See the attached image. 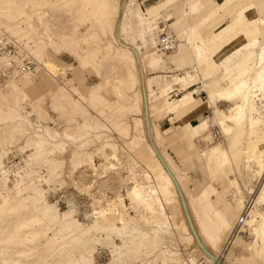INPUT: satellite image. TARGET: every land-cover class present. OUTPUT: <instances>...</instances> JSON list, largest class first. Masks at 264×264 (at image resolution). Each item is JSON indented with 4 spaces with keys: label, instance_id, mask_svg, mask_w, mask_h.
I'll list each match as a JSON object with an SVG mask.
<instances>
[{
    "label": "bare ground",
    "instance_id": "obj_1",
    "mask_svg": "<svg viewBox=\"0 0 264 264\" xmlns=\"http://www.w3.org/2000/svg\"><path fill=\"white\" fill-rule=\"evenodd\" d=\"M168 1L170 0H164L165 3ZM38 4H40L38 7L44 8L45 6H67L73 11L72 16L79 24H87L85 27L87 31L89 30L85 33L79 32L76 28L73 33L72 31L61 33L55 39L52 31L44 32L41 41L45 40L46 44L54 49L62 47L69 53L78 52L77 66L74 67L77 71L86 68L96 71L94 65L98 61H103L105 66L100 81L88 86L86 90L83 85H80V88L73 86L62 88L56 84L53 78L57 80L56 76L58 74L62 76L64 72L52 62L49 63L51 69L49 65L45 69L47 74L39 76V80L35 81L28 74L33 73L34 68L21 71L17 68L18 64L10 61L7 62H10L7 66L2 65L3 58L8 57V53H4L2 60L0 59V66L2 65L4 71L9 66L13 68L12 72L6 71L7 74L24 73L16 79H10L7 90L0 93V160L11 151L10 148L15 146L22 155L26 151L29 152L20 166L11 169V172L18 178L15 179L17 181L7 176L9 169H5L6 167L4 168L0 161V174L2 175L0 177L2 184L0 188V218L2 217L0 264H35L27 258L25 261L22 260L33 250L48 253L51 257H58L54 264H88L89 261H93L95 244L101 243L110 235L118 237L121 245H116L110 239L108 243L116 250V253L113 256L112 248H110L111 259L106 264L125 263L131 254L135 257L144 255L143 264H155L154 259L156 258L164 263L168 262L166 264H193L194 256L197 255L209 264H241L242 262L264 264V256H261V252L264 251V234L259 232L261 225L264 224V198H262L264 171L261 169V162L264 161V114L261 115L254 104V98L258 96V99L264 103V91H261L259 84V74L264 71L261 53L259 66L254 69L251 76L236 77L230 81L231 85L228 90H216L220 98L232 101L223 113L221 121L217 122L211 117V123L217 122L222 137L228 141V144H220V149L217 150L213 162L209 164L205 173L208 182L203 189H199L196 182L194 185H187L185 170L189 168V164H183V168H178L182 171L178 173L158 148L156 138L161 137L166 129L162 126L158 129L150 122L148 104L153 92L150 90V81L145 79L144 73L145 66L158 62L162 55H153V51L147 49L148 54L141 56L138 45L133 42L135 37L122 30V25L129 12L136 16L135 0L128 4L126 0H0V16L15 23L12 26L6 25V27L16 33V37L23 38L29 35L25 27L18 26L22 23L25 25L24 19L29 17L24 8L34 9ZM9 5L11 7H7ZM255 5L257 4H254V10L260 18L256 22L264 21V12L258 5ZM153 6L148 10V16H138L141 24H147V26L152 24L147 18L149 19ZM241 12L244 13L243 10ZM35 15L37 16L36 21L44 24L47 22V12H36ZM256 22H250L246 26L254 27ZM149 28H147L148 31ZM176 39L174 33L167 31L157 36L155 40L157 45H155L154 38L152 41L155 48L158 47L159 52L164 54L175 48ZM143 42L146 43V40L143 39ZM35 43L29 49L32 54L37 55L40 47ZM182 46L189 53L188 48L192 46V40L188 34L185 42L179 44L178 53ZM196 57L194 51V58ZM63 64L70 67L65 62ZM207 66L208 62L201 64V72L207 70ZM109 70H115L114 75ZM187 79H192L188 73L162 84L155 81V91L164 94L170 89L173 80L186 82ZM240 85H245V87L242 93L237 94L236 90ZM40 88L46 89L52 99L50 104L52 110L58 107L60 101L67 104L71 112L80 110L82 106L79 100H81L98 105L100 116L103 115L102 111L105 109L113 111L114 114L111 118L105 117L103 122L99 121L94 124L83 120L81 123H76L71 132L67 131L65 136H72V144L74 139L80 140L76 147L70 150L66 171H63L65 160L54 158L55 153L65 151L63 146L66 142L58 140L59 135L51 134L49 131L51 127L48 125L31 123L27 115L19 112L22 98H28L31 101L34 98L35 102L30 103L32 109H36L39 117L43 115L36 104L41 93L33 95V92ZM102 88L108 90L111 98L102 94ZM79 89L82 90L79 97L73 99L71 92L77 94ZM211 92L209 91L208 94ZM245 97H247L246 100ZM170 104L176 110L175 118L179 122L184 120L185 115L198 114L203 108H209V101L205 99L186 98L182 105L173 101ZM122 117L126 120L124 121ZM244 120H246V132L243 141H247L240 148L237 146L235 136L231 133L233 128H239ZM184 123L183 131L187 139V149L199 155L206 149V144L201 140L191 141V137L198 134V124L186 120ZM201 124L206 125L204 122ZM218 128L216 126L209 128L213 140H218L220 137ZM111 130L116 131L117 136H112ZM257 130H259V135L255 133ZM88 131H90L89 135ZM118 136L121 140L123 138V143L115 141ZM94 142H96L95 150L102 154L103 165L106 169H116L118 164H122L120 153L123 150L133 149L126 160L128 175L123 181L126 184L124 190L125 198L129 200L128 207L138 216L140 226H129L132 217L128 215L124 198L119 193L115 198L105 199L104 204H100L99 209L93 211V218L86 224L80 223L75 218L76 207L73 202L71 206L68 202L66 209L59 210L55 204L44 201L45 190L41 188L40 182L43 181L49 187L53 184L63 187L68 183L76 186L73 175L82 166L93 165L90 156L92 151L85 146L94 144ZM234 156L240 160L248 157L253 162L255 176L259 182L256 190L251 186V191L247 192L238 182L236 169L233 166ZM38 160L45 164L44 175H40L33 169ZM238 171H240L239 168ZM211 180H216L217 186L211 183ZM174 181L180 189L196 235L205 249L214 258L219 259L220 263L207 256L196 243L188 226ZM127 185L131 187L127 188ZM245 192L250 200V206L247 217L242 218L245 225L244 232L229 238L245 207ZM253 194L254 197H252ZM165 205L169 208L167 211ZM234 217L236 219L233 224ZM230 223L233 226H230ZM228 230L222 248L219 250L223 234ZM47 231H50V236H47ZM250 233L253 236L252 240L243 239ZM41 234L45 235L43 245L40 248L31 245ZM175 234L184 241L185 250H182L184 253L169 246L170 239ZM102 235H105V238ZM60 240H65V242L59 246L57 243ZM9 243L23 248L16 250L12 257L7 253L6 244ZM237 247L243 253L240 255L234 253L236 258L234 261L231 254L233 255Z\"/></svg>",
    "mask_w": 264,
    "mask_h": 264
},
{
    "label": "rangeland",
    "instance_id": "obj_2",
    "mask_svg": "<svg viewBox=\"0 0 264 264\" xmlns=\"http://www.w3.org/2000/svg\"><path fill=\"white\" fill-rule=\"evenodd\" d=\"M133 1V0H126L127 4L128 2ZM178 1L180 0H170L167 3L164 2V0H135V6H137V9L135 11V15L133 13L129 12L128 16L126 17V20L124 21V24L122 25V30L124 33L132 34L135 39L134 43H136L140 47V51L143 54V56H146L148 54V50L153 51V55H159L161 54V58L163 59L164 63L166 65L173 64V67L167 71L165 74L167 75H178V76H184L187 72L191 75H193V65L191 61H188V57L190 54L187 53L186 49L181 47V51L178 53L177 50L180 48L179 44H182L185 42V37L186 35H179V33L184 32L186 30V26H181V25H173V24H168L167 22L165 23L164 20L161 23H158L159 20H162L161 17L165 16L168 14V12L171 13H177L178 8L175 9L174 6L178 4ZM219 5L223 6L224 1L228 0H215ZM223 1V2H222ZM255 1V0H254ZM259 1V0H258ZM250 3H253V0H251ZM126 4V6H127ZM40 4L35 5V8H24V11L29 15L28 19L25 20V25L18 24L20 28H26L25 30L29 33V37H23V38H18L16 37L17 34L13 33V31L8 30L6 25L12 26L15 23L8 21L4 19L3 17L0 16V39L2 37H6V39H2L3 42H7V39L11 37L13 39L14 45L18 48L15 50L13 54H9L8 57L3 58L4 53L0 54V59H4L2 61V65L7 66L10 62H13L14 64H18L23 59H27L28 61L33 62L34 65V72L28 73L30 76L35 80H39V76H43L46 73V67L49 65L50 62L54 63L58 68H61V70L64 72L62 76H59L58 74L56 76L57 80L55 78L54 81L56 84H58L62 88H68L69 86L73 87H78L80 85H83L84 89H88V86H91L97 82L100 81L101 74H103V69H104V62H97L94 65V69L91 68H86V69H81L78 71L75 70V66H77V61H76V53H69L65 48L58 47L56 49L49 47L45 40L41 41V37L44 34V32H50L52 31L54 35L53 38H57L58 34L61 33H69L72 31L74 32V29L77 28V30L80 32H88L87 31V24L85 25H80L79 22L72 16L73 11H71L70 8L67 6H45L44 7H38ZM154 5V6H153ZM158 5V6H157ZM174 5V6H173ZM152 8V12H150V17L147 20L150 21L151 24V31H148L145 26L147 24H141L139 21L138 16H148V10ZM177 6V5H176ZM38 7V8H37ZM174 8V9H173ZM70 9V10H69ZM240 11L242 9H238L237 12H233L232 17H238L240 15ZM41 13V12H47V22L44 24L40 21H36L37 16L35 13ZM83 13H81L82 15ZM42 15V14H41ZM235 15V16H234ZM36 16V17H35ZM157 18L155 21L157 24H155L154 19ZM38 20V19H37ZM76 21V22H75ZM146 21V22H149ZM153 21V22H152ZM78 22V24H77ZM76 26V27H75ZM86 26V27H85ZM183 27V28H182ZM175 31L176 34V46L172 51L165 52L164 54L159 52L158 47L155 48L152 39L154 38V41L157 40V36L164 34L165 32L169 31ZM257 30H261L262 32L264 31V23H261V25L254 26L253 32H257ZM77 31V32H78ZM259 32V31H258ZM28 37V38H27ZM27 38V39H25ZM143 39L146 40V43H143ZM196 39V38H195ZM254 40L247 42H243V40L240 41H233V42H221L222 47L218 48L220 49L219 55L221 59H224L226 61L223 65V67H220V70L216 67H214L215 71H211L209 73H199L202 76L204 84L211 83L213 80H215V85L219 87H224L229 83V81H232L234 78L246 75V76H251L254 69H256L259 66V58L260 55L258 56L259 53V46L262 44V49L261 52L264 49V36H256L254 35ZM37 42V43H35ZM37 44L38 47H40L39 52L37 55H34L30 52L29 47ZM155 45L156 41H155ZM203 47H206L208 51L210 52V55L213 49L215 51L217 50L215 48V45L210 44V46H206L204 43H202ZM210 47V48H209ZM148 49V50H147ZM173 52V53H172ZM174 54V55H173ZM233 54L231 57L230 55ZM218 55V56H219ZM183 56L185 57L184 59H181L180 57ZM222 56V57H221ZM227 56H229L228 60H226ZM73 57V60H72ZM10 61L9 63H7ZM244 61V62H242ZM63 62L67 63L70 67L66 66L63 64ZM73 62V63H72ZM7 63V64H6ZM1 65V66H2ZM0 66V72H4L5 76L2 81H0V93H3L4 91L7 90L8 83L10 79L14 78L16 79L20 75L24 73H17L14 75L7 74L6 71H4ZM39 66V67H38ZM72 67V68H71ZM39 68V70H37ZM200 68V66H199ZM201 70V69H200ZM37 71V72H36ZM60 72V71H59ZM112 75H114L115 70H109ZM157 74L156 72L148 73V75H155ZM64 76V77H63ZM118 76V75H117ZM194 76V75H193ZM68 79H71L70 82H66ZM65 82V83H64ZM198 83V80L197 82ZM200 85V84H199ZM199 85H196L199 87ZM82 90L79 89L76 93L74 94L71 92V97L73 99H77L79 97V94ZM41 93L40 99H38L37 108L38 110L43 114L42 116H38L36 109H32L31 104L32 101L35 102L34 98H32V101L29 100L28 98H22L20 100V110L19 112L23 115H27V118L31 123L34 124H40V125H48L51 127L49 129L51 134H57L58 140H64L65 145L63 146V149L65 147V151H61V153L57 152L54 155L55 159H64L65 160V165L63 167V171H66L67 165H68V160H69V154L70 150L75 148L76 145L79 143L80 139H74V143L72 144V136H65L67 134V131L71 132L72 129L76 126V123H81L83 120H86L90 124L97 123L99 121L105 120V117L111 118L114 116L113 111H110L108 109L103 110V115L100 116L98 114V111L100 107L98 105L94 104H89L86 101H81L79 100L80 105L82 106V109L76 110V111H70L67 104H65L63 101L58 102V109L56 108L55 110H52L50 108V104L52 102V99L49 97L47 90L44 88H40L38 91H34L33 95H36L37 93ZM102 94L105 95L106 97L111 98L109 92L107 89L102 88L101 90ZM195 95L200 94V91H196ZM178 90H174L173 92L170 93L172 98H177L179 97ZM202 95H205V93H202ZM30 97V96H29ZM259 98V96H258ZM254 98V104L258 111L260 112L261 115L264 114L263 112V101L261 99ZM36 99V98H35ZM114 100V99H112ZM217 107L219 109H225L229 103H225L222 100L217 101ZM63 106V107H62ZM95 106V107H94ZM97 106V107H96ZM209 111H206V113H201L200 115H197L195 117V121H200L205 119V116ZM195 115V114H194ZM171 116L164 115L162 116L161 113H153L151 115V123L152 126H155L156 128L159 129L160 126L165 127L168 124H170V119ZM124 121L126 120L124 117H122ZM121 119V120H122ZM156 119V120H155ZM190 122L191 119H188ZM122 121V122H124ZM192 121V122H195ZM153 127V129H156ZM169 127V126H168ZM182 124H177V126H170L164 134H162L161 137L156 138L158 148L162 152L164 156H166L168 163L173 166L175 169H177L178 173H182V171L178 170V168H183V164H185L187 159H195L200 162V164H192L191 168L185 170L187 173L186 175V180H187V185L191 186L194 182L196 181H201L204 177L203 172H202V167L205 165L206 161V155L209 152V147L213 146L216 144V142H224L227 144V140H225L221 134L218 140H213L214 142L209 145V147L205 150L204 154H201L200 156H197V154H193L189 151V149L186 148V145L182 140H180V131H181ZM113 131V132H112ZM257 130L255 133L258 134ZM90 131H88L89 135ZM109 133V132H107ZM116 133V134H115ZM110 134L112 136H117V132L114 130L110 131ZM62 135V136H61ZM87 137V134L85 135ZM203 136V134H202ZM201 136V137H202ZM256 136V135H253ZM169 137V138H168ZM171 138V139H170ZM71 139V141H70ZM120 139V140H119ZM254 139V138H253ZM77 140V141H76ZM117 143L119 142L120 144L123 143V138L121 140V137L118 136V139L115 140ZM192 141V140H191ZM194 141V140H193ZM211 139L209 138L206 140V143H209ZM247 141V140H246ZM246 141L242 142L243 145L246 144ZM95 144H89L86 145L85 147L90 151V156L93 160V165L91 166H82L79 168V170L73 175L74 181H76V186L73 184H67L66 186H59L56 184L51 185L50 187L47 186L46 183L41 181V188L45 190L44 196H45V202L46 203H52L55 204L56 207L59 210H64L67 208V204L69 202V198H71L72 202L74 203L76 207V212H75V218L78 219L80 223L86 224L91 221L93 218V211L99 209V205L104 202L105 199H111L115 198L117 194L119 193L124 199L123 201L125 202L126 205V211L130 217H132L130 227H138L140 226L141 222L138 219V216L135 214V212L128 207L129 200L125 198V186L126 184L124 183L123 179L128 175L126 171V160L128 159L129 153L133 151L131 150H123L120 153V158H121V163L118 164L116 169H106L103 165V157L100 151L95 150ZM264 145V144H263ZM16 147V146H15ZM15 147L10 148L11 151L7 153L3 158H1V163L4 166L5 169H9L7 176L13 180H15L17 177H15L14 173L11 172V169L14 167H17L18 165L20 166L26 159V154L29 152L26 151L25 154H21L18 149ZM87 151V150H86ZM246 160L249 164H234L236 167L241 171L242 178L244 179L246 185H251L253 188L256 190L259 186V182L257 181V177L255 176V167L251 159L248 157L243 159ZM40 160L37 161L35 166L33 167L34 170L39 172L40 175L45 174V164L39 163ZM16 163V164H15ZM14 165V166H12ZM120 165V166H119ZM23 171H25L23 169ZM239 175V177H241ZM184 176V174H183ZM0 177L2 175L0 174ZM32 177V176H30ZM63 177V175H62ZM18 179V178H17ZM250 179V180H249ZM211 183H213L215 186H217V181L216 180H211ZM77 184L81 188L87 189L86 191H78L77 190ZM89 186H91L89 188ZM131 187L130 185H127V188ZM0 188H2V184L0 183ZM118 194V195H119ZM244 206L246 202L249 201L247 192L244 193ZM254 197V194L252 195ZM104 204V203H103ZM165 205V210L167 211L169 208ZM237 216V214H236ZM235 216V217H236ZM13 217V216H10ZM9 217V218H10ZM233 218L234 220L232 221L233 224L235 222L236 218ZM1 219L0 218V224H1ZM233 224L230 226H233ZM117 225H119V222H117ZM35 228V227H33ZM232 228V227H230ZM230 230V229H229ZM228 231H226L223 234L222 240L219 244V250L222 248V243L224 239L226 238ZM47 236H50L51 233L50 231L46 232ZM103 237L105 235H102ZM105 238V237H104ZM110 239L116 244V245H121L120 239L114 235H110L108 238H105L104 240L101 241V243L95 244V250L93 253V261L95 264H106L109 262L111 259V253H110V247H109V241ZM246 241H250L253 239V236L248 235L243 237ZM45 242V235L41 234L38 236L32 243L31 245L33 246H38L39 248L43 243ZM65 240H60L57 244L60 246L64 244ZM7 246V253L11 255L12 257L15 255V251L18 249H22L23 247H19L13 243L6 244ZM169 246L171 248H176L178 251H184L185 250V245L184 241L180 238V236H177L176 234L173 235L170 239ZM235 246V245H234ZM235 249L233 251V255L231 254V258L236 260L235 254L240 255L242 254L243 251H240L241 249ZM182 251V252H183ZM181 252V253H182ZM184 253V252H183ZM235 253V254H234ZM151 255V254H150ZM148 255V256H150ZM10 256V257H11ZM147 256V257H148ZM187 256V255H186ZM35 257V258H34ZM39 257L41 259H39ZM144 255H141L139 257H135L133 254L130 255L129 258L125 260V263L121 264H143L142 258ZM195 260L193 261V264H209L206 262L204 259L200 258V256H194ZM26 258L30 261H33L35 264H54V262L57 260L58 257L56 256H48V253H41L40 251L33 250L29 255L26 257L22 258L23 261L26 260ZM48 259V260H47ZM155 264H166L164 263L161 259L156 258L154 259ZM62 264V263H59ZM114 264H120L119 262H116ZM239 264V263H236ZM241 264H248L246 262H242Z\"/></svg>",
    "mask_w": 264,
    "mask_h": 264
},
{
    "label": "crops",
    "instance_id": "obj_3",
    "mask_svg": "<svg viewBox=\"0 0 264 264\" xmlns=\"http://www.w3.org/2000/svg\"><path fill=\"white\" fill-rule=\"evenodd\" d=\"M223 2V1H222ZM251 0H228L224 1V5H219L215 0H180L178 1V4L174 6L175 9L178 8L177 13L173 14L171 12H168L165 16H162L158 23H161L163 20L164 22L168 24L175 25H181V26H188L184 32L179 33V35H186L187 34L191 37L192 40V46L188 48L189 56L188 61L192 62L193 67V75H190L192 79H187L186 82H177L176 80H173V82L170 84V89L164 93L159 94L158 91H155V81L159 82L160 84L167 82L170 79H177L182 76L178 75H167L165 74L167 71H169L173 64L166 65L163 61V59L160 57L158 62H152L150 65L145 66V79L150 81V90L153 92L152 96H150V102L148 106V113H149V119L151 122V115L153 113H161L162 116L166 115L171 116L169 119L170 124L165 126L164 128L167 130L170 126H177V124H182L181 131H180V140L184 142L187 148V139L185 137L183 128L185 126L184 121H189L188 119H191L190 122L195 121V117L197 115H200L201 113H206V111H209L207 116H205V119L200 121H195L198 124V134L195 137H191V140H201L206 144V149L209 147L211 143H213V137L210 133V126H217V122L222 120L223 113L229 108V106L232 104V101L223 100L219 96V92L216 90L226 91L230 88V81L227 85L224 87L216 86L215 80L213 82H209L207 84L203 83L201 74V64H206L208 62L207 70H205L203 73H209L211 71H215L214 67L218 68L220 70V67H223L224 59L220 58L219 52L220 49L218 48L222 47L221 42H233V41H240L243 40L245 44L247 42L250 43V41L254 40V35L258 36H264V31L257 30V32H253L254 27L253 26H246L250 22H256L257 20H260L259 17H257L256 12L254 10V4H257L258 7L264 12V0H253V3H250ZM168 4V3H167ZM255 5V6H257ZM173 8V9H174ZM242 9L244 11H240V15L238 17H232L233 12H237L238 9ZM157 20V18L154 19V22ZM153 22V21H152ZM155 24H157L155 22ZM245 25V26H244ZM261 25L260 22H256L255 26ZM151 31L152 27L151 25L146 26ZM183 28V27H182ZM175 31H172V33L175 34ZM259 31V32H258ZM176 36V34H175ZM177 37V36H176ZM196 38V39H195ZM144 43V42H143ZM204 43L206 46H210V44L215 45V48L213 49L211 55L210 52L206 47H203L201 45ZM210 48V47H209ZM140 55L143 56V54L140 51V47L138 46ZM262 44L259 46V53L258 56L261 53ZM194 51L196 52V59L194 58ZM173 53V52H172ZM174 55V54H173ZM219 55V56H218ZM231 57L233 54L230 55ZM222 57V56H221ZM229 56H227L226 60H228ZM73 60V57H72ZM244 62V61H242ZM73 63V62H72ZM200 66V68H199ZM156 72L155 75H148V73ZM198 80V83H196ZM200 84V85H199ZM196 85H199L196 86ZM174 90H178L179 97L172 98L170 93ZM200 91V94L195 95L197 93L196 91ZM209 91H212L211 94H208ZM202 93H205V95H202ZM205 99L209 101V108H203L200 110L198 114H188L185 115L184 120L177 121L175 118L176 110H174L171 106V102H179V104H183L185 102V99ZM224 101L225 103H229V105L225 109H219L217 107V101ZM211 117L214 118V123H211ZM156 120V119H155ZM202 122H204L206 125L202 127ZM152 124V123H151ZM169 126V127H168ZM219 133L221 134L219 128ZM246 132V120L243 121L242 125L239 128H233L232 135L236 138L237 146L242 148V142L244 140V134ZM203 134V136H202ZM202 136V137H201ZM222 136V134H221ZM211 139L209 143H206V140ZM226 140V139H225ZM224 142H216L215 145L209 147V152L206 155V161L205 165L202 167L203 172V179L201 181H196V183L199 186V189H203L207 182L208 178L205 176L206 170L209 167V164L213 162V159L215 158V154L217 150L220 149V144ZM225 144V143H224ZM228 144V142H227ZM205 149V150H206ZM205 150L203 152H200L199 155L204 154ZM233 156V154H231ZM185 164H189V169L191 168L192 164H200L199 161L195 159H187ZM234 164H249L246 162V160L238 159L236 156L233 157V166L236 169V178L238 182L241 184L242 188H244L247 192L251 191V185H246L244 179L242 178L241 171H238V166L236 167ZM187 175V173H186ZM241 175V177H239ZM195 182L192 184H196Z\"/></svg>",
    "mask_w": 264,
    "mask_h": 264
},
{
    "label": "built area",
    "instance_id": "obj_4",
    "mask_svg": "<svg viewBox=\"0 0 264 264\" xmlns=\"http://www.w3.org/2000/svg\"><path fill=\"white\" fill-rule=\"evenodd\" d=\"M2 39H6V37L4 36V37H2L0 39V54L1 53L13 54L15 52V50L18 49L14 45V43L12 41L13 39H11V37L7 39V42H3V43L1 42ZM17 68L19 70H21V71H23V70H32L34 68V65H33V62L28 61L27 59H23V61L18 63V67ZM12 69H13L12 66L11 67L9 66L8 69L5 70V71L12 72L11 71ZM4 76H5L4 72H0V81L3 80ZM249 206H250V200L248 202H246L245 207L243 209V212H242L241 216L239 217V219L237 220V222H236V224H235V226H234L229 238L244 232L243 230H244L245 225L242 222V218L245 219L247 217L248 211H249Z\"/></svg>",
    "mask_w": 264,
    "mask_h": 264
},
{
    "label": "snow or ice",
    "instance_id": "obj_5",
    "mask_svg": "<svg viewBox=\"0 0 264 264\" xmlns=\"http://www.w3.org/2000/svg\"><path fill=\"white\" fill-rule=\"evenodd\" d=\"M7 7H11V6L9 5ZM260 23H264V21H260ZM261 63H262V65H264V51L261 52ZM48 67L51 69V65H49ZM259 84H260L261 91H264V71H262L259 74ZM244 87H245V85H240L237 88L236 93L237 94L242 93V89ZM246 99H247V97H245V100ZM202 127H204V125H202ZM261 169H262V171H264V161L261 162ZM90 187L91 186H89V188ZM77 190L83 192V191H86L87 189L81 188L79 186V184H77ZM262 198H264V192H262ZM71 204H72V200H71V198H69V206H71ZM259 232L261 234H264V224L261 225V227L259 229ZM109 247L112 248L111 245H109ZM115 253H116V250L114 248H112V254H113V256H115ZM261 256H264V251L261 252ZM88 264H95V262L94 261H89ZM110 264H112V262H110Z\"/></svg>",
    "mask_w": 264,
    "mask_h": 264
},
{
    "label": "water",
    "instance_id": "obj_6",
    "mask_svg": "<svg viewBox=\"0 0 264 264\" xmlns=\"http://www.w3.org/2000/svg\"><path fill=\"white\" fill-rule=\"evenodd\" d=\"M174 184H175V187H176V191L178 193V196H179V199H180V202H181V205H182V208H183V211H184V214L186 216V220H187V223H188V226L190 228V231L192 232L193 236H194V239L196 240V243L198 244V246L201 248V250L207 255L209 256L210 258H213L214 260H216L217 263H220L219 259H216L214 258L206 249L205 247L203 246V244L201 243V241L199 240L198 236L196 235L195 231H194V228L192 226V223L189 219V216H188V213H187V210H186V206L184 204V200H183V197H182V194L180 192V189L178 187V185L176 184V182L174 181Z\"/></svg>",
    "mask_w": 264,
    "mask_h": 264
}]
</instances>
